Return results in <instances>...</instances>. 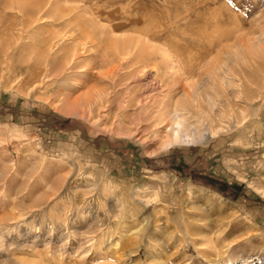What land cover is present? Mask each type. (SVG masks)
Returning <instances> with one entry per match:
<instances>
[{"label": "rangeland", "instance_id": "374dc122", "mask_svg": "<svg viewBox=\"0 0 264 264\" xmlns=\"http://www.w3.org/2000/svg\"><path fill=\"white\" fill-rule=\"evenodd\" d=\"M263 80L264 0H0V264H264Z\"/></svg>", "mask_w": 264, "mask_h": 264}, {"label": "bare ground", "instance_id": "6f19581e", "mask_svg": "<svg viewBox=\"0 0 264 264\" xmlns=\"http://www.w3.org/2000/svg\"><path fill=\"white\" fill-rule=\"evenodd\" d=\"M215 76V75H214ZM212 79V78H211ZM218 80V79H217ZM264 81V80H263ZM214 84V83H213ZM238 93V92H237ZM240 94V93H239ZM259 95V94H258ZM238 96V94L236 95V97ZM228 100V99H226ZM264 112H262V116H263ZM261 122V120H260ZM179 124V123H178ZM180 127V126H179ZM167 130H171L172 128L167 125L166 126ZM184 129V127H183ZM182 128H173L172 132H171V138L170 139H166V144L165 146L170 147L178 142H196V137H195V132H191L190 133H184ZM191 130V129H190ZM198 139V138H197ZM143 190V189H142ZM147 217V216H146Z\"/></svg>", "mask_w": 264, "mask_h": 264}]
</instances>
